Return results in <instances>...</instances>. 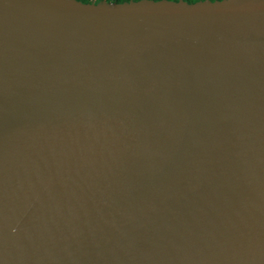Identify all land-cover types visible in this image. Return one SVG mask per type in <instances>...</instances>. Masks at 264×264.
<instances>
[{
  "label": "water",
  "instance_id": "1",
  "mask_svg": "<svg viewBox=\"0 0 264 264\" xmlns=\"http://www.w3.org/2000/svg\"><path fill=\"white\" fill-rule=\"evenodd\" d=\"M0 264H264V0H0Z\"/></svg>",
  "mask_w": 264,
  "mask_h": 264
},
{
  "label": "trees",
  "instance_id": "2",
  "mask_svg": "<svg viewBox=\"0 0 264 264\" xmlns=\"http://www.w3.org/2000/svg\"><path fill=\"white\" fill-rule=\"evenodd\" d=\"M78 1H81L82 3H89V2H99V1H102V0H78ZM106 2H109V3H122V2H128L129 0H104ZM133 1H137V0H133ZM154 1H157V0H154ZM172 1H177V0H172ZM186 1L187 3H194V2H197V1H202V0H184ZM209 1H216V0H209Z\"/></svg>",
  "mask_w": 264,
  "mask_h": 264
},
{
  "label": "snow or ice",
  "instance_id": "3",
  "mask_svg": "<svg viewBox=\"0 0 264 264\" xmlns=\"http://www.w3.org/2000/svg\"><path fill=\"white\" fill-rule=\"evenodd\" d=\"M96 6L98 7L99 5L97 4Z\"/></svg>",
  "mask_w": 264,
  "mask_h": 264
}]
</instances>
